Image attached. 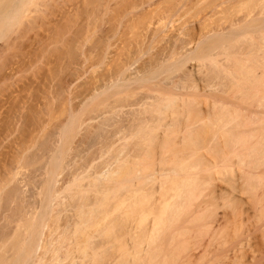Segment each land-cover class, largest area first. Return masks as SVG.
Here are the masks:
<instances>
[{
  "label": "rangeland",
  "instance_id": "374dc122",
  "mask_svg": "<svg viewBox=\"0 0 264 264\" xmlns=\"http://www.w3.org/2000/svg\"><path fill=\"white\" fill-rule=\"evenodd\" d=\"M99 1L34 0V2L31 3L32 5H30V7L28 6L26 10V14L29 13L28 15L24 14L17 22L10 24L0 33L1 248L4 246L7 249L8 247L5 246L6 241L8 243V240L13 239V233L10 232L11 236H9L8 234L10 233L7 231H14L13 229H15L18 220L16 215L22 213L19 215H23V219L26 217L28 218L27 220L30 221V214L28 212L26 213V210L34 204V206L38 205L39 201L44 199L40 191V186L43 185L42 183L46 176L44 172L47 160L46 156L49 152L47 149L53 146V142L56 138H59L60 128L71 114H75V119L70 131V140L67 142H70V146L73 147L77 146L79 139H82L84 142L80 144L81 147L78 145V148L82 151L81 155H83L85 159L90 160L92 157H96V162L100 163L103 160H112L114 157H118L119 161L114 162V167L119 162L123 164L135 158L133 155L137 153L136 148H138L135 143L137 141L136 137L128 139V142L125 141V143H122L126 148L119 154L118 147L122 146L120 141L115 142L113 146H109V152L105 153V156L103 155L101 158L97 157L99 155L98 149L102 141L107 144L109 142L106 143L105 141L112 140V138L113 140L116 139L115 135L110 137L109 133L111 134V132H109L107 133L109 138L106 140V138H104L105 132L108 130L114 131L116 127L115 121L120 117H129L130 119V111L132 109H140V107L135 104L137 97L148 94L160 95V97H162L163 95L161 93L148 91V87H151V84L153 85L159 83V81L162 82V80H165V84L161 83L159 89L164 91L170 88L169 78H171L170 75L174 77L175 73H159L157 78L152 79V81L147 84L143 85L142 83L133 82L128 85L124 91L130 94L132 93L133 96H125L122 94L123 97H121L120 95L119 99L125 98L123 102L121 100L123 107L119 110L122 116L121 113L120 115H115L114 111H116L117 107L112 109L113 111L110 108L113 104V100L116 98L114 97L115 89L113 90V88L110 87L111 90L107 93L105 92L108 88L103 93H101V91L114 83L112 79L116 82L118 75L117 71L119 73L127 66H129V69L124 72V79H134L141 75V73L146 74L153 67L154 69L157 68L156 72H158L160 70L158 65L162 63L164 59L160 56L157 58L156 55L160 54L162 47L165 51L166 49H164V46L166 48L172 45V43H177V40L180 41V37L183 35L181 32H185L187 35L199 34L198 24L201 25L204 12H200V8H197L196 5L198 2L205 3L208 0ZM173 5H177L175 9ZM177 8H179V10ZM176 9L178 11H176ZM174 11H176V13H174ZM180 33L182 35H180ZM176 37L178 38L176 39ZM158 51L159 53H157ZM174 57H176V55ZM172 59L164 61L163 63H170L175 58ZM197 66L198 62L193 60L187 62L184 68L186 71L194 72L195 76L199 77ZM166 76H168V78H166ZM121 81L122 80H117V82ZM200 83L199 85L203 84V82ZM202 88L200 89L202 93L209 92L210 95L211 93H214L213 95L218 93L215 89L205 90V88ZM172 91H174V89ZM106 94L110 96L108 95L109 97H106ZM219 94L221 93L216 95ZM94 95L95 97L90 100ZM105 97L107 100L104 102ZM182 98L186 99L187 96L183 95ZM201 100L203 101L204 98L201 97ZM209 100L210 99L207 98L208 102ZM177 101L180 102L181 100ZM106 102L107 104H105ZM200 106L203 107L205 105L202 102ZM173 108L176 109L177 107L173 105ZM127 111L128 113H126ZM50 115H52L51 119ZM105 119H107L109 123ZM120 120L128 126V122L125 118H121ZM111 121H113L114 124ZM103 127L105 129L102 130ZM133 143L136 146L133 145ZM143 146V148H145V145ZM106 147L107 145L105 147L102 146V149H106ZM132 147L135 148L133 155L131 154ZM19 149H21L20 153ZM125 150H130V156L133 158L128 157L126 155L127 151L125 152ZM171 151L161 157L165 162H160L163 168H169L168 165L172 167V165H175V162L177 163V161H179V159H177V161L171 159L173 157ZM74 152H76L75 149L71 148L70 152H68L69 154L66 153L67 157L65 156V162L63 160V163L70 164L71 161H75L72 159H78L73 156ZM191 152V149L184 150L185 156L187 157L186 162L190 165V168L186 166V168H184L186 170H182L180 174L186 176L197 175V180L204 177L207 183L205 182L204 185L201 186L203 187L201 190L200 181L196 184L197 186H191L193 187L192 190L191 187H188L189 189L185 187L187 192L185 196L187 197L184 196V199L183 196H181L178 199H174L175 202H173V197H177L174 195L167 196L170 195V193L174 194L172 193L174 189H170L169 191L167 189V193L163 191L165 183L168 184V182H165L160 190V192H164L165 196L163 193L158 195V193L154 192L155 199L153 198L151 201H147L150 204H146L147 207H144L145 211L151 207L150 205H152V203L154 206L157 201L161 200V203L159 202L161 204H159L160 208L157 206L158 203L155 207H151V209L155 208V210L158 208V211L156 210L160 215L158 216L156 214L160 221L157 222L158 225L154 221L157 219L155 218L153 220L154 216L151 219V216L148 214L150 216L149 219L147 215V218L153 221L154 227L157 228V230L155 229V234H157L152 235L155 236V239L163 243L162 249L157 253L152 252L151 262L153 264H264V210L260 211L261 213L257 212L262 207L264 209V200L251 199L250 192L242 193L238 189V186L236 187L233 183L224 180L229 174L225 173L221 168L217 167L219 171L218 174L214 173L213 175H209L207 170H204L201 165L199 166L197 160H193L195 156L189 155ZM141 153L143 154V152L139 154ZM189 156L192 157L190 158ZM206 156L211 159L208 153ZM164 158L166 159L164 160ZM152 159L153 158H151V161ZM190 159H192L191 162L189 161ZM152 162L156 163L158 161L153 159ZM72 163L70 165L67 164L68 166L63 164L64 169H62L61 174L58 176L59 181L57 185L62 183V177L68 175V168L71 167ZM160 163L157 164V168H161V166H159ZM191 163H193V165H191ZM19 165L20 167H18ZM200 167L202 169H200ZM18 168L22 172L19 171L21 174L17 173L15 175L16 169L19 170ZM72 168L73 167H71V169ZM177 170L179 171L178 168ZM234 174L235 175L232 176L236 179L234 184L238 185L242 183L244 186L247 185V183H245L247 181L246 178H244L245 181H243L244 179L242 177L243 180L240 179V173L237 167H235ZM209 181L210 184H208ZM230 183L234 187L232 185L229 186ZM170 184L172 185V183H169V185ZM148 186L149 184L146 185L147 188H143L146 192L148 191ZM72 188L73 186L64 190L62 193V196H66L65 200ZM143 191L142 193L144 194ZM140 192L138 191V193ZM141 194H137L136 197H138V195L142 197L143 195L141 196ZM161 195H163V197ZM152 196L150 197L152 198ZM165 197L168 198H166L167 202L162 199ZM145 198L151 199L148 198V196ZM156 198L158 199L157 201ZM72 200L73 199L65 201H69L71 205L65 207L60 205L61 207H55L58 211L61 209L60 217L62 216V218H60V220L58 217L56 224L58 228L62 224V220L71 219L70 214L72 212L70 211V206L75 204L74 200ZM153 200L156 201L155 204ZM170 201L178 205L175 206L171 203V206ZM204 201H206L208 205L206 202L204 203ZM128 202H131L132 205V201L128 200ZM128 202L126 200V203ZM168 202L169 207H171H168L171 209L169 211L161 207ZM229 202L231 203L229 204ZM203 203L205 204L204 206ZM178 206L179 208H177ZM63 207L64 209L68 208L66 209L67 211L63 210ZM136 208H138L137 205ZM173 208L175 210L171 212ZM120 209L124 211L123 209H126V207ZM155 210L150 211L153 213ZM159 211L166 212V215L164 216V213H160ZM135 212H137V210ZM235 213H238V215L236 216ZM25 214H28V217ZM136 214L137 213H135V215ZM161 214L163 215L161 216ZM169 214L170 216H168ZM167 217L169 219H167ZM136 218H138V215ZM11 219L13 221H11ZM23 219H21V222H24L25 219ZM164 220L165 222H163ZM59 221H62L61 224H59ZM28 226L29 225H27L25 230V227H22L23 232L27 233L26 231L30 229ZM60 227H62V225ZM51 228L52 227H46L43 229V231L45 230L43 233L45 234L43 235L44 241L46 240L48 242L52 237L56 238V236L59 235H57L56 232L58 231V233H60L58 229L52 230ZM45 232L51 233V235L47 233V236ZM151 232L153 233L154 231L152 230ZM5 235H8V237L6 236L5 238ZM4 238L5 243L2 244L1 242H3L2 239L4 240ZM160 244L161 243H159V245ZM1 248L0 261L4 259L3 257L7 259L9 257L8 255L12 253H8L9 249H7L5 250L7 254L5 251L3 252L4 248ZM40 251L41 250L38 252ZM49 254L46 256H49ZM140 256L141 258H139ZM140 256L138 258L135 256L140 261L135 260L136 258L133 255H128L127 253L125 256L121 257L129 259L130 264L131 262L132 264H143L142 262H145V264L148 263L147 255L144 256L143 254ZM163 259L164 262H162ZM30 262H33V260L29 259L26 264H35Z\"/></svg>",
  "mask_w": 264,
  "mask_h": 264
},
{
  "label": "bare ground",
  "instance_id": "6f19581e",
  "mask_svg": "<svg viewBox=\"0 0 264 264\" xmlns=\"http://www.w3.org/2000/svg\"><path fill=\"white\" fill-rule=\"evenodd\" d=\"M33 2L34 0H0V33L10 24L17 22L24 14L28 15L29 13L26 14V10ZM173 6L175 9L177 5ZM196 7L200 8V12H204L201 25L198 24L199 34L187 35V33L181 32L184 36L180 33L182 35L180 41L177 40V43H172L166 48L164 43L163 46L166 50L164 51L161 46L162 51L159 50L160 54H155L157 58L158 56L163 57L164 61L175 58L174 60L172 59L173 61L167 64L163 63V61L158 65L160 69L158 72H156L157 68L154 69L153 67L146 74L140 72L141 75L134 79L123 78L124 72L129 69V66H127L119 73L117 71L116 82L112 79L114 83L101 91L103 93L108 88L105 92L107 93L111 90L110 87L113 90L115 89L114 97L116 98L110 108L112 110L117 107L116 111H119L123 107L121 100L123 102L125 99H119L120 95L121 97L123 95L133 96L132 93L124 91L128 85L133 82L144 85L157 78L159 73H175L174 77L170 75V88L164 91L159 89L161 83L165 84V80L151 84V87H148V91L161 93L162 97L150 94L140 95L141 97H137L138 99L136 98L135 102L140 109L129 110L130 119L129 117H120L115 121L116 127L114 126V131H107V128V132L104 130L106 133L104 138L106 140L109 138L107 134L109 132H111V134L109 133L110 137L115 135L116 139L113 140L112 138V140L105 141L106 143L109 142L107 144L102 141L97 157L101 158L105 153L109 152V146H113L115 142L120 141L122 146L118 147L119 154L126 148L122 143L128 142V139L134 137H136L137 141L135 143L138 148L133 143L134 147L138 151L142 150L139 153L143 152V154H139L137 150L138 154H135V148L133 147L132 153L130 150H125L128 157H132L130 153L132 155L134 153L133 157L135 158L123 164L119 162L114 167V162L119 161L118 157H114L112 160H103L100 163L96 162V157H92L90 160L85 159L81 155L82 151L78 148V145L80 146L84 142L82 139H79L77 146L73 147L70 146V142H67L70 140V131L75 119V114H71L61 126L59 138H56L53 142L54 147L47 149L49 152L46 156L44 172L46 176L42 183L43 185L40 186L44 199L40 200L38 205L34 206V204L28 207V211L26 210V213L30 214V221L26 217L24 220L22 218L23 215H19L22 213L16 215L18 220L15 229L11 227L14 231H7L8 233H13V239L8 240V243L6 241L5 245L9 249L8 253H12L8 255L7 259L3 257L5 260L1 259L0 264H26L29 259L33 260L30 263L35 264H130L129 259L121 257L125 256L126 253L137 258L143 254L144 256L147 255L148 263L146 264H153L151 262L152 252L157 253L162 249L163 243L152 235L155 234L157 228L154 227V222L149 219L150 216L151 219L154 216L153 220L157 219L154 220L155 223L158 225L157 222H160L156 216V214L160 216L157 213L158 208H156V211L155 208L151 209V207H155L158 203L157 206L160 208L161 200L157 201V198V202L153 200L154 204L155 202L156 204L153 206L152 203L151 207L149 206L150 208L145 211L144 207H147L146 204H150L147 201H151L155 197L154 192L158 193V195L162 193L164 195V192H160V190L165 182H168V184L165 183L166 188L164 186L163 191L174 189L172 192L174 194L170 193V195L167 196L166 194V196L174 195L177 197L171 198L172 201L181 196L184 198L187 195L185 187L187 189L192 185L197 186L196 184L200 181L201 190L203 189L201 186L205 182L207 183L204 177L197 180V175L186 176L180 174L182 170H186L184 169L186 166L190 168V165L186 162L185 149L192 150L189 155L195 156L193 160H197L199 166L201 165L204 170H207L209 175L218 174L217 167L221 168L225 173L229 174L224 180L233 183L236 187L238 186L242 193L250 192L251 199L264 200V0H208L205 3L198 2ZM177 9L179 10V8ZM177 9L176 11H178ZM175 55L176 57H174ZM193 60L198 62L197 72H199V77H196L194 72L186 71L184 68L187 62ZM117 80L122 81L117 82ZM200 82H203V84L199 85ZM199 86L201 88L203 86L205 90L215 89L221 94L216 95L218 94L216 93L213 95L214 93L210 92V95L209 92L202 93ZM172 88L174 91H172ZM108 95L106 94L105 96L107 97ZM183 95L187 96V100L182 98ZM94 97L95 95L90 100ZM201 97L204 98L203 101ZM105 98L104 102L107 100ZM207 98L210 99L209 102ZM177 100L181 101L178 102ZM201 101L205 106H200ZM173 105L177 108L174 109ZM116 111H114L115 115H120L121 111ZM51 118L52 115H50ZM121 118H125V120L127 118L128 126L120 120ZM105 120L107 121V119ZM113 121L111 122L113 123ZM107 122L109 123V121ZM103 129L105 128L103 127ZM106 145V149H102V146L105 147ZM143 145H145V148H143ZM70 147L75 149L76 152H74L73 156L78 159H72L75 160L70 162V164L73 162L71 165L73 168H68V175L66 174V177H62V183L57 185L58 176L64 169V165L69 164L63 163V160L65 156L67 157L66 153L70 152ZM20 151L21 149H19V153ZM170 151L173 156H171V159L176 161L179 159V161L175 162L172 167L168 165L169 168H163L161 163L165 162L161 157L165 156L167 152L170 153ZM207 153L211 159L207 158ZM189 157L191 158L192 156ZM151 158L158 162L153 163ZM191 160L189 161L191 162ZM159 163L161 168H157ZM235 167L239 169L240 179L246 178L247 181L245 183L247 185L244 186L242 183L234 184L236 179L232 176L235 175ZM200 169L202 168L200 167ZM19 171L20 169H16L15 175L22 172ZM224 172L222 173L225 174ZM169 183H172V185L170 184V186ZM231 183L229 186L232 185ZM147 184L149 186L146 192L143 188ZM208 184H210V181ZM71 186L73 188L66 199H73L75 203L70 206L71 219L62 220V224L59 221L62 227L60 225L58 228V225H56L57 218L59 217L60 219L62 216L60 217L61 209L58 208L60 210L58 211L56 208L60 205L64 207L71 205L69 201H67L68 203L65 202L66 196H62L64 190L71 188ZM138 191L141 192L138 193ZM136 192L137 194L142 193L141 196H143L140 197L138 195L136 197ZM149 195H153L152 198ZM163 195L161 196L163 197ZM146 196L151 199L145 198ZM167 197L162 199L167 202ZM126 200L127 202L128 200L132 201L133 206L131 202L126 203ZM172 201H170V205L175 202V200ZM204 203L203 206L205 205ZM206 204L208 205L207 202ZM136 205L139 209L136 208ZM64 207L62 208L63 210L68 209H64ZM122 207H126V209L122 211L120 209ZM161 207L168 209V211L171 210L169 209L171 208L169 207V202ZM136 210L137 212H135ZM150 210H155V215V211L151 213L152 211ZM174 210L173 208L171 212H174ZM263 210L262 207L257 212L259 213ZM134 212L137 214L135 215ZM159 212L161 213L162 211ZM162 213H164V216L166 215V212ZM137 215L138 218H136ZM12 219L11 221H13ZM21 219L24 222H21ZM167 219L169 218L167 217ZM25 222L30 228L26 231L27 233L23 232L22 228L25 227L24 230L27 228ZM46 227H52V230L58 229L60 233L56 232L59 235L56 238L52 237L53 239H49L48 242L44 241L43 235L45 234L43 233L45 230L43 231V229ZM152 230L154 231L153 233L151 232ZM11 233L8 235L11 236ZM45 233L47 235L48 232ZM8 235H5V238ZM5 238L4 240L2 239V244L5 243ZM158 242L161 244L159 245ZM2 247L4 249L0 248L3 249V252L7 250L4 246ZM37 250L41 251L38 252ZM48 254L49 256H46ZM137 258L135 260H139ZM162 262H164V259ZM142 263L145 264V262Z\"/></svg>",
  "mask_w": 264,
  "mask_h": 264
}]
</instances>
